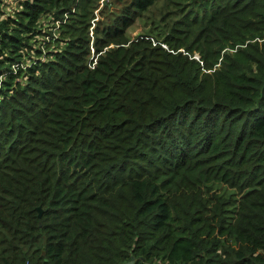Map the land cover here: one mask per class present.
Instances as JSON below:
<instances>
[{
  "label": "trees",
  "instance_id": "obj_1",
  "mask_svg": "<svg viewBox=\"0 0 264 264\" xmlns=\"http://www.w3.org/2000/svg\"><path fill=\"white\" fill-rule=\"evenodd\" d=\"M114 1L0 0V264H264V0Z\"/></svg>",
  "mask_w": 264,
  "mask_h": 264
},
{
  "label": "rangeland",
  "instance_id": "obj_2",
  "mask_svg": "<svg viewBox=\"0 0 264 264\" xmlns=\"http://www.w3.org/2000/svg\"><path fill=\"white\" fill-rule=\"evenodd\" d=\"M19 2V0H7V4L6 7H10L13 8L16 6V3ZM163 6H164V2H160L156 5V7L153 9V12L151 13V18L150 20H144V21H136L132 27L129 29L127 36L130 37V39H136L138 36L140 35H144L146 34L149 30H150V26L149 24L153 21V26H155L156 32L159 29V27H157L158 22L163 20L164 15L162 16L163 13L166 12V10H163ZM121 8H119V4L115 5V1L114 0H101V5L99 7L98 10H96V18L93 20V26L91 27V34H93V29L94 27H96V23L98 24H104L107 23V21H109L108 19L111 18V14L112 13H118L120 11ZM101 11V14H100ZM146 18V16H145ZM99 20H102L101 22H99ZM51 21L48 20L47 22ZM52 23H47L46 26H52ZM58 25V24H57ZM50 31H55L54 29L48 27L47 28V32ZM113 46V45H111ZM95 48L94 43L92 42L91 44V51L92 53H94L93 55L95 56V50L93 48ZM110 47V46H109ZM195 58L197 60H199V55H195ZM92 64V63H91ZM90 64V67H91Z\"/></svg>",
  "mask_w": 264,
  "mask_h": 264
},
{
  "label": "built area",
  "instance_id": "obj_3",
  "mask_svg": "<svg viewBox=\"0 0 264 264\" xmlns=\"http://www.w3.org/2000/svg\"><path fill=\"white\" fill-rule=\"evenodd\" d=\"M56 24H59V23H56ZM166 48H167V47H166ZM96 63H97V60L94 59L93 62H92V64H91V68H94L95 65H96ZM0 85H1V83H0Z\"/></svg>",
  "mask_w": 264,
  "mask_h": 264
},
{
  "label": "water",
  "instance_id": "obj_4",
  "mask_svg": "<svg viewBox=\"0 0 264 264\" xmlns=\"http://www.w3.org/2000/svg\"><path fill=\"white\" fill-rule=\"evenodd\" d=\"M38 211H39V216H42V209H41V207L38 208Z\"/></svg>",
  "mask_w": 264,
  "mask_h": 264
}]
</instances>
